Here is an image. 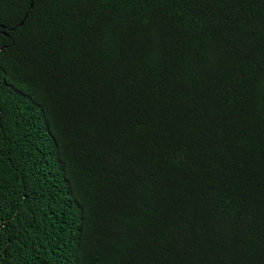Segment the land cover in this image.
Segmentation results:
<instances>
[{"label":"trees","instance_id":"1","mask_svg":"<svg viewBox=\"0 0 264 264\" xmlns=\"http://www.w3.org/2000/svg\"><path fill=\"white\" fill-rule=\"evenodd\" d=\"M0 264H264V0H0Z\"/></svg>","mask_w":264,"mask_h":264}]
</instances>
